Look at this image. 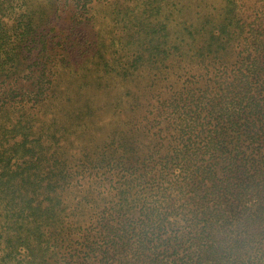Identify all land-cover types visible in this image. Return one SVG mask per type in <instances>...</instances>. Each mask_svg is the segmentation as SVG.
<instances>
[{
	"label": "trees",
	"instance_id": "16d2710c",
	"mask_svg": "<svg viewBox=\"0 0 264 264\" xmlns=\"http://www.w3.org/2000/svg\"><path fill=\"white\" fill-rule=\"evenodd\" d=\"M0 264H264V0H0Z\"/></svg>",
	"mask_w": 264,
	"mask_h": 264
}]
</instances>
